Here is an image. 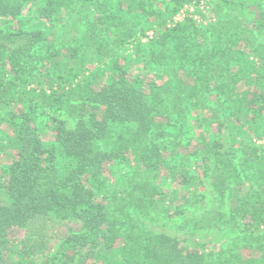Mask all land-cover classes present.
I'll use <instances>...</instances> for the list:
<instances>
[{
    "label": "trees",
    "instance_id": "1",
    "mask_svg": "<svg viewBox=\"0 0 264 264\" xmlns=\"http://www.w3.org/2000/svg\"><path fill=\"white\" fill-rule=\"evenodd\" d=\"M188 1L171 0L168 16ZM24 3L41 27H25ZM135 3L146 4L120 0L114 13L109 0H0V125L11 129L0 136L11 157L0 264L42 255L65 219L79 228L39 264H264V144L240 137L264 133V0H217L213 22L164 27L131 63L118 51H141L148 20L126 19ZM46 110L55 144L35 123ZM204 177L216 204L197 223L232 232L228 243L153 231L194 217Z\"/></svg>",
    "mask_w": 264,
    "mask_h": 264
},
{
    "label": "rangeland",
    "instance_id": "2",
    "mask_svg": "<svg viewBox=\"0 0 264 264\" xmlns=\"http://www.w3.org/2000/svg\"><path fill=\"white\" fill-rule=\"evenodd\" d=\"M146 2L145 7L142 9L135 3L132 4L130 9H128L127 18L132 17L134 21L135 17L148 18L146 22L142 24L145 31L143 35L138 36V40L140 42L139 48L141 51L135 50L133 44H127L126 48L123 50H119L118 52L123 53L126 57L129 58V61L133 63L137 56L142 53V51L146 50L147 41L154 37L156 34H159L164 27H169L175 24L176 22L182 21L184 19H190L194 25L198 28L204 27L209 23L213 22L216 19V10L215 3L217 0H202L203 5L200 6L196 0H190L188 2L183 3L175 14L172 16H168L169 6L171 4V0H144ZM120 0H109V4L113 6V12H116V5ZM125 6V5H123ZM122 6V7H123ZM126 8V7H124ZM147 9L152 10L153 12L147 15ZM120 14V13H119ZM22 19L25 21L24 23L27 25L25 27H41L43 24V20L38 19L36 17V11L33 7L28 8V4L24 3L22 6ZM140 15V16H139ZM137 21V20H136ZM138 27H140L138 25ZM205 42L207 47H211L212 42L210 38L198 37V41ZM120 53V55H121ZM52 114L47 110L45 115L35 120V123L40 131L43 140L47 144H55L53 131L49 127V117ZM47 116V117H46ZM61 118H66V116L61 115ZM72 126L71 122L68 121V127ZM11 131L10 127H7L4 123L0 125V136L4 134H9ZM223 138L222 141L224 144L227 143V140L230 137V132L228 129H223ZM250 130H246L244 128V132L241 134V143L245 147V144H249L250 140H254L255 144L262 145L264 144V133L261 134L260 137L256 138V136ZM10 149L2 148L0 146V181L2 180V171L3 167L7 163V161L11 158ZM112 178V177H111ZM200 193V199L197 202L195 207H192L190 210H186L187 215L194 217H182L181 215H175L173 218H167L159 223H150L151 229L155 232H161L168 234L170 236L176 237L178 240L194 244V243H207V246L212 250H217L220 248L222 244L228 243L229 239H231L234 234L229 232L226 229H221L217 227L206 228L204 227L203 222L197 223V219L203 213L208 214L210 210L215 207L216 201L212 191V187L210 184V178L204 177V186L198 189ZM0 197L4 200L5 195L3 190L0 189ZM194 219V220H193ZM193 220V222H191ZM195 221V222H194ZM79 228V222L76 220H68L65 219L60 223H57L52 228L51 237L47 242V248L42 255L28 256L19 258L17 254L13 256L14 259L20 260L23 264H28L29 259H31L34 263L39 264L40 261L43 260L45 255L54 252L60 243L61 239H63L71 230H77ZM21 232L15 236V240L19 239ZM258 235L264 236V231L260 232ZM246 252V250H240Z\"/></svg>",
    "mask_w": 264,
    "mask_h": 264
},
{
    "label": "built area",
    "instance_id": "3",
    "mask_svg": "<svg viewBox=\"0 0 264 264\" xmlns=\"http://www.w3.org/2000/svg\"><path fill=\"white\" fill-rule=\"evenodd\" d=\"M196 1L198 2V4H199L200 6L203 5V1H202V0H196Z\"/></svg>",
    "mask_w": 264,
    "mask_h": 264
}]
</instances>
